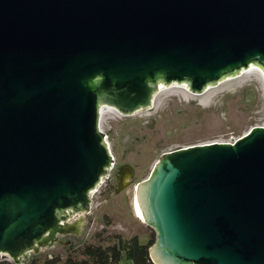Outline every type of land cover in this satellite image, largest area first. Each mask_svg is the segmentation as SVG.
Listing matches in <instances>:
<instances>
[{"label":"water","instance_id":"95a60500","mask_svg":"<svg viewBox=\"0 0 264 264\" xmlns=\"http://www.w3.org/2000/svg\"><path fill=\"white\" fill-rule=\"evenodd\" d=\"M250 66L264 74V0H0V258L80 235L113 163L102 106L129 116ZM134 201L153 264H264V126L161 154Z\"/></svg>","mask_w":264,"mask_h":264},{"label":"rangeland","instance_id":"374dc122","mask_svg":"<svg viewBox=\"0 0 264 264\" xmlns=\"http://www.w3.org/2000/svg\"><path fill=\"white\" fill-rule=\"evenodd\" d=\"M254 72L239 84L216 92L205 106L198 99L188 98L185 87L173 84L177 91L162 95L158 110L151 105L141 110L145 114L141 117L104 113L102 131L113 161L128 166L132 172L128 187L117 191L115 174L111 171L90 195L91 210L85 216L80 235L66 237L71 246L57 243L31 253L28 260L36 258L37 264H44L46 259L60 257L57 264H63L67 256H78L77 249L85 244H111L113 235L137 236L140 244L155 241V231L145 225L133 207L136 182L148 177L154 163L165 152L228 141L254 126H264V87ZM0 261L12 262L7 256H2ZM117 264L132 263L123 255Z\"/></svg>","mask_w":264,"mask_h":264},{"label":"trees","instance_id":"16d2710c","mask_svg":"<svg viewBox=\"0 0 264 264\" xmlns=\"http://www.w3.org/2000/svg\"><path fill=\"white\" fill-rule=\"evenodd\" d=\"M113 242L106 246L101 244H85L77 249L78 256L69 255L63 260V264H117L123 255L132 264H153L148 255L149 247L154 240L146 244H140L137 236L124 238L113 235ZM36 258L22 264H37ZM60 257L46 259L44 264H57ZM0 264H16L10 261H0Z\"/></svg>","mask_w":264,"mask_h":264},{"label":"bare ground","instance_id":"6f19581e","mask_svg":"<svg viewBox=\"0 0 264 264\" xmlns=\"http://www.w3.org/2000/svg\"><path fill=\"white\" fill-rule=\"evenodd\" d=\"M252 71H255V72L258 73V78L260 79V81L262 82L263 87H264V74H263V72L258 67L250 66V67H248L246 69H242L238 74H236L234 76L228 77V78L218 82L215 85L208 86L205 90H203L200 93H193V92L189 91L187 88H186L187 90H184V93H187L186 95H187L188 98H193L195 100L198 99L199 102L202 105L205 106L208 103L209 99L216 94V92H218L219 90H222L224 88H228L230 86L239 84L242 80L248 78ZM176 88H177V86H173V84H171L169 86L160 87L158 89V91L153 96V100H152V104L151 105H153L152 107L155 108L154 110H158L160 108V102H161V99H162V95H164V94L167 95L169 92L177 91ZM141 110H143V109L137 110L134 113H132L131 115L140 116V117L145 115L144 113L141 112ZM106 112H108L110 114H114L116 117L124 116V115L120 114L116 109H114L112 107L102 106L100 108V110H99V114H100L99 126H100L101 130H102L103 117H104L103 115ZM213 142H221V141H213ZM107 144H108V142H107ZM108 148H109V145H108ZM109 150H110V148H109ZM95 189L92 192H94ZM133 207H134V210H135L136 214H138L139 217L143 220L142 212H141V209H140L137 201H134Z\"/></svg>","mask_w":264,"mask_h":264},{"label":"flooded vegetation","instance_id":"af4514ba","mask_svg":"<svg viewBox=\"0 0 264 264\" xmlns=\"http://www.w3.org/2000/svg\"><path fill=\"white\" fill-rule=\"evenodd\" d=\"M122 165H116V163L113 161V167L111 169V171L113 172V174H115V178H116V181H117V176H118V172L120 171ZM85 223H86V219H85ZM85 226V225H84ZM83 226V228H84ZM68 236H76L74 234H69V235H65V236H59V240H63L62 242L65 243V245H62L63 247H69L71 246V243L69 242V240L66 239V237ZM60 245V243H59Z\"/></svg>","mask_w":264,"mask_h":264},{"label":"built area","instance_id":"2783aa9c","mask_svg":"<svg viewBox=\"0 0 264 264\" xmlns=\"http://www.w3.org/2000/svg\"><path fill=\"white\" fill-rule=\"evenodd\" d=\"M237 140V138H233V139H229L228 141H221V142H227V143H234ZM113 167V163L111 165V168L108 171V174L111 172V169ZM104 179V178H103ZM101 184V183H100ZM93 195V193L91 194V196Z\"/></svg>","mask_w":264,"mask_h":264}]
</instances>
